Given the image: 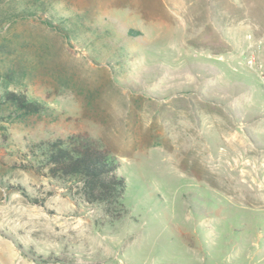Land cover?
I'll return each mask as SVG.
<instances>
[{
    "label": "rangeland",
    "instance_id": "rangeland-1",
    "mask_svg": "<svg viewBox=\"0 0 264 264\" xmlns=\"http://www.w3.org/2000/svg\"><path fill=\"white\" fill-rule=\"evenodd\" d=\"M43 1L0 16V92L44 107L0 105V264H264V0ZM71 133L118 159L119 219L28 165Z\"/></svg>",
    "mask_w": 264,
    "mask_h": 264
},
{
    "label": "trees",
    "instance_id": "trees-1",
    "mask_svg": "<svg viewBox=\"0 0 264 264\" xmlns=\"http://www.w3.org/2000/svg\"><path fill=\"white\" fill-rule=\"evenodd\" d=\"M4 7L0 4V16L4 15L7 23L16 19L35 17L45 11L43 0H9ZM5 21V23H6ZM51 24V22L47 21ZM3 23H0L2 28ZM129 35L138 31L129 29ZM9 46L0 44L4 51ZM21 68L15 64L4 70V79L21 76ZM0 105L11 109V114L18 118L38 114L43 110L40 100L29 96L25 91L4 88L0 92ZM27 163L46 176L67 183L79 199L100 204L112 219H119L123 214L121 198L125 191V179L118 173L119 161L104 146L85 133H71L49 139H39L27 145ZM16 189L27 196L25 188L17 185ZM28 197V196H27ZM39 202L37 198H30ZM18 247L21 248L20 244ZM34 259L46 263L49 258L34 256Z\"/></svg>",
    "mask_w": 264,
    "mask_h": 264
},
{
    "label": "built area",
    "instance_id": "built-area-1",
    "mask_svg": "<svg viewBox=\"0 0 264 264\" xmlns=\"http://www.w3.org/2000/svg\"><path fill=\"white\" fill-rule=\"evenodd\" d=\"M261 81H262V84L264 86V71L261 73Z\"/></svg>",
    "mask_w": 264,
    "mask_h": 264
}]
</instances>
